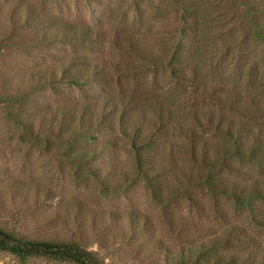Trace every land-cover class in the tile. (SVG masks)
Wrapping results in <instances>:
<instances>
[{"label": "trees", "instance_id": "1", "mask_svg": "<svg viewBox=\"0 0 264 264\" xmlns=\"http://www.w3.org/2000/svg\"><path fill=\"white\" fill-rule=\"evenodd\" d=\"M168 1L181 10L182 37L177 38L170 54L147 49L132 34L116 39L119 51L139 60V64L118 63L115 66L118 79L113 88L104 63L97 57L100 49L92 48L105 37L103 28L66 20L48 22L52 28L37 35L40 42H68L77 48L61 64L60 71L53 69L44 76V72L36 70L31 77L40 85L64 83L81 88L101 85L107 88L106 93L98 95L94 102L64 104L39 132L33 122L16 123L25 127V139L35 146L50 150L57 143L76 160V165L90 163L87 171L98 180L103 171L91 161L107 147L113 149L116 142L114 137L99 142L97 133L108 130L126 139L135 176L147 183L157 202L165 206L184 198L190 209L198 210L196 226H203L204 217H212L221 230L183 251L175 258L176 264H264V70L259 63L264 62V0H243L247 7L243 18L246 32L242 40H236L241 41L236 45L243 53L234 58L232 69L225 52L232 48L231 42H226L219 57L208 61L202 58L209 47L202 31L212 22L207 21L210 16H205L201 1ZM32 12L28 7L27 15ZM251 38L261 42L262 48L261 58L250 63L244 49ZM219 41L225 42L220 38ZM163 72L177 85L188 83L186 93L175 92L169 99L163 91L154 92L151 98L141 94L137 81L150 74L155 86L162 82ZM227 88L233 95L224 99L222 94ZM175 136L181 142H175ZM178 154L185 157L186 168L175 164L174 156ZM20 179L23 185L16 191L27 186L20 192L26 197L30 186H35L37 195L43 191L49 197L52 195L51 189L39 182ZM173 185H177L173 192L167 191ZM209 198L213 200L211 210L206 208ZM226 204L247 214L251 226L232 223ZM117 216L110 213L109 218L118 221ZM129 219L135 233L143 228L135 210L129 212ZM214 227L208 226L201 232L207 234ZM0 251L15 255L23 264L36 258L105 264L96 251L76 240L27 238L1 225Z\"/></svg>", "mask_w": 264, "mask_h": 264}, {"label": "rangeland", "instance_id": "2", "mask_svg": "<svg viewBox=\"0 0 264 264\" xmlns=\"http://www.w3.org/2000/svg\"><path fill=\"white\" fill-rule=\"evenodd\" d=\"M200 1L205 16L211 17L207 21L212 22L208 21V27L204 26L202 31L201 36L209 46L202 58L208 61L219 57L222 48L231 42L232 48L224 51L232 69L237 55L243 53L236 45L241 41L236 40L245 36L243 18L247 7L243 0ZM28 7L33 9L30 16L26 13ZM181 19V10L168 0H0V225L3 228L27 238L76 240L96 251L105 264H176L175 258L190 246L221 233L212 217H204L203 226H196L198 210L190 209L184 198L165 206L157 202L147 183L135 176L130 143L118 133L108 130L97 133L99 142L109 137H114L116 142L113 149L107 147L100 157L91 161L103 171V177L100 175L98 180L87 171L90 163L76 165V160L57 143L50 150L35 146L25 139V127L16 123L33 122L39 132L64 104L94 102L98 95L106 93L107 88L101 85L85 88L64 83L40 85L31 77V72L36 70L44 72V76L53 69L60 71L61 64L77 48L68 42H40L37 35L52 28L48 22L66 20L103 28L105 37L92 48L100 49L97 57L104 63L113 88L118 79L115 72L118 63L139 64V60L119 51L116 39L132 34L147 49L170 54L177 38L182 37ZM219 38L225 42L221 43ZM249 42L244 54H249L251 63L261 58L262 45L252 38ZM259 63L264 70V62L259 60ZM160 75L163 80L155 86L150 74L141 77L137 81L141 94L151 98L154 92L163 91L169 99L175 92L188 90V83L180 86L167 73ZM222 95L226 99L233 94L227 88ZM176 137L174 141L181 142ZM174 160L178 167L186 168L182 154L175 155ZM20 178L39 182L42 187L50 188L52 195L47 196L45 191L37 195L35 186H30L26 197L20 192L27 186L16 191L23 185ZM176 186H170L167 191L173 192ZM212 205L213 200L207 199L206 208L211 210ZM225 208L232 223L251 226L247 214L236 211L230 204ZM132 210L140 214L143 227L137 233L129 219ZM110 213L118 214V221L109 218ZM212 225L215 227L202 234L201 229ZM0 264L23 263L15 255L0 251ZM28 264L73 263L36 258Z\"/></svg>", "mask_w": 264, "mask_h": 264}]
</instances>
